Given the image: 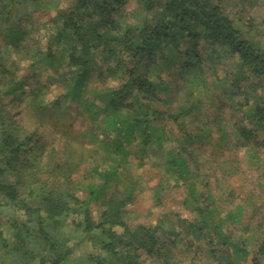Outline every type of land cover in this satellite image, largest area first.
Here are the masks:
<instances>
[{
    "label": "rangeland",
    "instance_id": "1",
    "mask_svg": "<svg viewBox=\"0 0 264 264\" xmlns=\"http://www.w3.org/2000/svg\"><path fill=\"white\" fill-rule=\"evenodd\" d=\"M126 1L128 11L137 8V0ZM71 2L38 0L36 10L13 16L9 23L11 28L4 29L0 35V58L2 55L8 67L15 61L11 64L10 75L0 73V118L6 131L20 141L35 130L41 132L46 141L44 150L35 151L31 163L22 168V176L28 179L37 171L36 181L29 182L34 196L40 195L41 180L50 175L62 183L69 179L67 193L73 198L85 199L88 187L101 181L99 170L116 159L118 171L112 177L113 184L118 193L132 189L124 209L127 225L134 228L160 221L163 231L159 235L171 264H217L204 248L206 239L188 232L187 224L183 223L187 220L198 224L201 218L198 209L208 205L217 210L210 221L220 222L224 232L241 242L251 254L264 238V145H247L240 136L239 127H253L246 118L251 104L241 107L244 99L236 94L252 85L264 84V81L254 80L248 68L237 59L226 55H220L222 59L212 58L218 54L211 39H201L195 48L198 58L205 61L200 71L193 74L183 69L186 55L193 51L192 41L184 40L174 50H161L155 59V82L159 87L153 106L166 113L178 114L187 109L189 112L177 122L166 116L151 122L166 134L167 140L161 147H155L152 139L128 143L103 123L106 88L117 84L119 76L112 79L115 82L99 80L97 55L88 60L90 73L82 92H77V97L64 98L66 84L63 81L66 78L68 85L72 84L71 72L76 69L63 65L59 54L48 63L20 52L24 46L33 52L38 45L44 46L43 36L56 30L55 25L61 23H56L59 13ZM29 5L35 6V3ZM222 5L227 16L243 29L244 35L264 47V0H224ZM17 33H24L26 38ZM38 82L47 86L45 100L48 104L44 110L35 109L28 95L3 94L7 87L21 85L27 90ZM133 98L131 96L128 101ZM85 100L94 104L92 115L85 107ZM257 134L260 141H264V129L257 130ZM132 135L130 141L135 133ZM111 145L123 147V156L118 158L117 152H110ZM179 150L187 162V182L177 180L169 164V153ZM51 166L55 169L45 174ZM38 169H42L41 172ZM16 174L6 169L4 180L13 181ZM187 183L192 184V189ZM194 191L201 197L199 202L193 199ZM90 205L96 215L102 209L100 202L91 201ZM13 211L11 216L9 209L0 210V259L13 258L19 264L21 260L9 256L1 244L14 240L9 224L14 219L25 220L21 209L16 207ZM65 227L69 260L74 264L85 261L95 252L92 245L70 222ZM249 257H246L248 261ZM248 261L240 264H249Z\"/></svg>",
    "mask_w": 264,
    "mask_h": 264
},
{
    "label": "trees",
    "instance_id": "2",
    "mask_svg": "<svg viewBox=\"0 0 264 264\" xmlns=\"http://www.w3.org/2000/svg\"><path fill=\"white\" fill-rule=\"evenodd\" d=\"M223 1L137 0V8L128 11L126 0H72L59 13L56 23H61L55 25L56 30L43 36L46 44L41 48L38 45L35 52L24 46L20 52L28 58L48 63L55 54H59V61L63 65L76 69L71 72L72 84L68 85L66 78L63 81L66 84L62 95L64 98L82 92L83 83L90 73L88 60L92 55H97L96 75L99 80L105 82L119 76L117 84L106 88L103 123L117 136L122 135L128 143L152 139L155 147H161L167 140L166 134L160 126L151 122L161 116L177 122L189 109L174 114L158 111L153 106L159 87L154 71L159 51L167 48L174 50L184 40L192 41L193 51L186 55L183 69L193 74L200 71V65L205 61L198 58L195 48L201 39H211L218 54L212 58L222 59L220 55H226L237 59L248 68L254 80L264 81V47L252 37H246L243 29L227 16ZM32 2L35 6L31 7L29 4ZM37 5L38 0H0V22L3 24H0V35L4 29L11 28L9 23L13 16L28 14L36 10ZM21 35L25 36L24 33H17V36ZM1 58L0 73L10 75L11 64L15 61L8 67ZM188 83L192 84L191 81ZM252 86L236 95L244 99L241 107L251 104L246 118L253 127L242 126L238 130L247 145L261 146L264 141H260L257 130L264 129V84ZM19 92L21 97L28 95L31 98L35 109L44 110L48 104L45 84L38 82L27 90L21 85L7 87L3 94L11 96ZM131 96L133 100L128 101ZM84 104L92 115L94 104L88 100ZM133 133L135 137L130 141ZM18 138L6 131L0 118V210L9 209L12 216L14 208L18 207L25 216L24 222L14 219L9 224L13 242L5 240L1 243L9 256H17L22 262L19 264H74L69 260L70 251L65 246L69 239L64 233L65 226L70 222L77 233L88 239L95 251L78 264H171L159 235L163 231L160 221L155 225L134 228L127 225L124 209L129 203L132 189L118 193L113 184L112 177L118 171L116 159L106 164L102 171L99 170L101 181L88 187L85 199L73 198L67 193L69 179L62 183L50 175L41 180L40 195L34 196L29 182L36 181L37 171L30 174L31 179H28L22 176V168L31 163L35 151L39 153L44 150L46 141L38 130L21 141ZM110 149V152H117L118 158L125 153L124 148L118 145H111ZM182 156L180 150L169 153V164L177 180L187 182L186 174L189 171ZM6 169L17 172L13 181L4 180ZM53 169L51 166L45 174ZM41 170L38 169V172ZM188 187L192 189V184ZM200 198L196 193L193 195L195 202H199ZM91 201L102 204L97 215L91 209ZM198 210L201 216L198 224L187 220L183 223L187 224L188 232H195L206 239L204 248L217 264H240L241 261H248V256L249 264H264V238L248 254L241 242L231 239L230 234L224 232L220 222L210 221L217 211L215 207L208 205ZM0 264L18 263L13 258H1Z\"/></svg>",
    "mask_w": 264,
    "mask_h": 264
}]
</instances>
